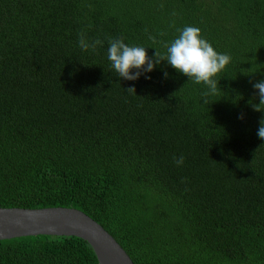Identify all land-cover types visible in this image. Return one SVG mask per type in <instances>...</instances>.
Masks as SVG:
<instances>
[{"label":"trees","instance_id":"obj_1","mask_svg":"<svg viewBox=\"0 0 264 264\" xmlns=\"http://www.w3.org/2000/svg\"><path fill=\"white\" fill-rule=\"evenodd\" d=\"M185 26L231 57L207 103L166 61L117 77L110 38L151 56ZM81 33L103 46L82 51ZM260 80L264 0H0V207L78 208L135 264H264ZM0 264L100 262L39 234L0 240Z\"/></svg>","mask_w":264,"mask_h":264},{"label":"clouds","instance_id":"obj_2","mask_svg":"<svg viewBox=\"0 0 264 264\" xmlns=\"http://www.w3.org/2000/svg\"><path fill=\"white\" fill-rule=\"evenodd\" d=\"M178 31L179 36L171 43L166 44L167 51L165 53L162 54L159 49L155 48L156 51L151 56L145 47L129 46L122 37L110 38L107 58L117 77L131 81L138 80L142 75L154 71L157 65L166 61L177 72L188 77V80L207 86L208 90L202 94L205 97V103H207L208 96L218 94L216 77L231 62V57L228 54L217 52L213 45L202 37L199 27L185 26ZM160 35H164V33H160ZM149 39L153 43L156 42L155 36L150 35ZM78 44L82 51L89 49L94 51L97 46H103V41L96 39L90 43L81 33ZM169 75L167 71H164L165 79L169 78ZM145 78L150 80L151 76H145ZM253 88L257 92L252 101L258 99L259 103L250 101L249 103L253 110L264 112V80L253 83ZM126 90L130 94H137L134 86H130ZM239 118L244 119V114H241ZM257 135L264 140V116L259 121ZM173 161L177 166H182L185 157L183 155L173 156Z\"/></svg>","mask_w":264,"mask_h":264},{"label":"water","instance_id":"obj_3","mask_svg":"<svg viewBox=\"0 0 264 264\" xmlns=\"http://www.w3.org/2000/svg\"><path fill=\"white\" fill-rule=\"evenodd\" d=\"M39 234L81 237L93 246L100 264H135L107 229L78 208L0 207V240Z\"/></svg>","mask_w":264,"mask_h":264}]
</instances>
